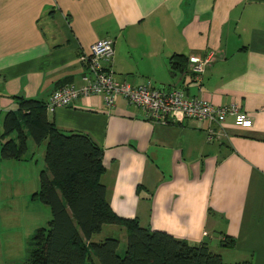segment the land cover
<instances>
[{
	"label": "crops",
	"instance_id": "obj_1",
	"mask_svg": "<svg viewBox=\"0 0 264 264\" xmlns=\"http://www.w3.org/2000/svg\"><path fill=\"white\" fill-rule=\"evenodd\" d=\"M105 38L115 80L234 104L251 121L247 129L230 117L156 124L119 97L108 109L96 95L45 111L58 130L101 149L109 208L188 245L205 243L225 264H264V0H0V132L15 97L45 105L59 86H80L79 55ZM207 52L214 58L195 78L188 58ZM172 56L184 57L182 72L171 69ZM26 151L0 159L16 174V194ZM104 226L124 241L123 228ZM101 230L90 242L104 239H93ZM224 237L230 248L220 247Z\"/></svg>",
	"mask_w": 264,
	"mask_h": 264
},
{
	"label": "trees",
	"instance_id": "obj_2",
	"mask_svg": "<svg viewBox=\"0 0 264 264\" xmlns=\"http://www.w3.org/2000/svg\"><path fill=\"white\" fill-rule=\"evenodd\" d=\"M168 63L182 72L185 59L172 56ZM14 99L16 109L7 112L1 124L0 159L19 160L27 139L34 146L43 145V168L31 200L48 206L51 215L46 226L31 235L25 264H225L205 243L191 246L140 227L136 219L116 216L99 182L104 170L99 146L85 134L58 130L46 118L42 102ZM104 225L123 228L121 255L115 238L90 242ZM233 243L224 237L219 245L230 248Z\"/></svg>",
	"mask_w": 264,
	"mask_h": 264
},
{
	"label": "built area",
	"instance_id": "obj_3",
	"mask_svg": "<svg viewBox=\"0 0 264 264\" xmlns=\"http://www.w3.org/2000/svg\"><path fill=\"white\" fill-rule=\"evenodd\" d=\"M113 56L112 41L99 39L89 46L87 53L78 57L83 68L81 85L63 84L51 92L44 105L47 112L55 108L67 107L81 97L100 96L106 108H111L119 97L126 104L144 113L145 119L156 124H168L182 120H193L197 126L202 123L218 125L227 117L240 129L251 126L250 119L237 110L234 104L214 106L209 102L185 96L179 89L161 90L149 85L131 86L117 81L111 70L105 66ZM214 55L205 53L201 58L189 57L187 68L198 78L209 67ZM210 135V132H207Z\"/></svg>",
	"mask_w": 264,
	"mask_h": 264
},
{
	"label": "rangeland",
	"instance_id": "obj_4",
	"mask_svg": "<svg viewBox=\"0 0 264 264\" xmlns=\"http://www.w3.org/2000/svg\"><path fill=\"white\" fill-rule=\"evenodd\" d=\"M27 157H30L18 168V178L20 180L17 194L15 190V180L11 175L10 168L0 166V185L5 181L8 185H13L8 191L0 188V264H25L28 241L34 230L45 227L51 215L48 206L40 204L36 200H31V195L38 189V174L43 168L42 155L43 145L33 146L27 140ZM31 155V156H30ZM103 226L101 234L93 239L115 238L119 240L117 232H108ZM107 234L106 237H102ZM121 240V239H120ZM119 240L118 254L124 250V241Z\"/></svg>",
	"mask_w": 264,
	"mask_h": 264
}]
</instances>
